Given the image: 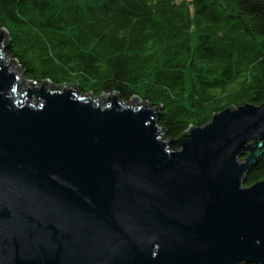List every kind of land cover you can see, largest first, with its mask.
I'll return each instance as SVG.
<instances>
[{
	"label": "water",
	"instance_id": "obj_1",
	"mask_svg": "<svg viewBox=\"0 0 264 264\" xmlns=\"http://www.w3.org/2000/svg\"><path fill=\"white\" fill-rule=\"evenodd\" d=\"M0 27V264H264V101L167 139L155 107L39 83ZM25 87V88H22Z\"/></svg>",
	"mask_w": 264,
	"mask_h": 264
},
{
	"label": "trees",
	"instance_id": "obj_2",
	"mask_svg": "<svg viewBox=\"0 0 264 264\" xmlns=\"http://www.w3.org/2000/svg\"><path fill=\"white\" fill-rule=\"evenodd\" d=\"M0 27L27 78L162 104L167 139L264 101V0H0Z\"/></svg>",
	"mask_w": 264,
	"mask_h": 264
},
{
	"label": "rangeland",
	"instance_id": "obj_3",
	"mask_svg": "<svg viewBox=\"0 0 264 264\" xmlns=\"http://www.w3.org/2000/svg\"><path fill=\"white\" fill-rule=\"evenodd\" d=\"M22 88H25V87H22Z\"/></svg>",
	"mask_w": 264,
	"mask_h": 264
}]
</instances>
